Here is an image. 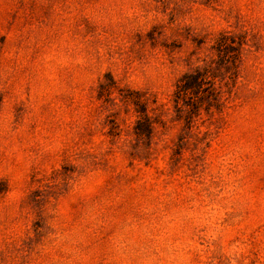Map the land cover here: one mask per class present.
Segmentation results:
<instances>
[{
  "label": "rangeland",
  "instance_id": "obj_1",
  "mask_svg": "<svg viewBox=\"0 0 264 264\" xmlns=\"http://www.w3.org/2000/svg\"><path fill=\"white\" fill-rule=\"evenodd\" d=\"M0 264H264V0H0Z\"/></svg>",
  "mask_w": 264,
  "mask_h": 264
},
{
  "label": "trees",
  "instance_id": "obj_2",
  "mask_svg": "<svg viewBox=\"0 0 264 264\" xmlns=\"http://www.w3.org/2000/svg\"><path fill=\"white\" fill-rule=\"evenodd\" d=\"M240 44L233 38L222 36L216 43V58L214 60L207 61L204 66L196 67L182 75L175 90V102L178 110L185 109L194 114L200 111L203 102H206L209 107L219 105L220 100L215 87L217 82L232 75V67L237 61L238 50L236 47ZM146 127L142 122H138V133H145Z\"/></svg>",
  "mask_w": 264,
  "mask_h": 264
}]
</instances>
